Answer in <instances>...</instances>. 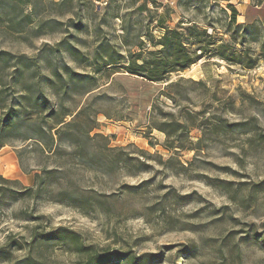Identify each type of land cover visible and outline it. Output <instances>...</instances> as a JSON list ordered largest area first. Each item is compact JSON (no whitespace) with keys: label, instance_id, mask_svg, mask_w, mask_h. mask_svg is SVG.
I'll list each match as a JSON object with an SVG mask.
<instances>
[{"label":"rangeland","instance_id":"obj_1","mask_svg":"<svg viewBox=\"0 0 264 264\" xmlns=\"http://www.w3.org/2000/svg\"><path fill=\"white\" fill-rule=\"evenodd\" d=\"M60 1L0 0V49L36 59L45 75L55 66L86 74L69 81L71 89L63 103L72 109V116L81 112L80 123L90 118V135L102 134L107 145L118 150L106 151L100 162L86 163L77 154L57 160L48 151H35L32 141L16 140L1 147L0 177L9 183L0 179V186L23 190L43 185V189L39 196L12 198L9 192L0 196V247L9 237L25 242L32 230L67 226L98 248L161 253L153 264H264V142L250 140L254 128L264 132V52L260 51L264 27L258 24L259 36L248 41L258 57L249 69L204 56L171 73L166 81L151 83L119 68L109 74L95 72L93 65V49L99 41H109L124 53L127 47L136 50L138 41H147L146 33L158 37L164 26L180 21L225 37L230 1L239 14L237 23L243 24L246 13L256 16L246 6L257 4L264 11V0L54 3ZM25 13L31 23L21 19ZM46 20L62 24L55 31L47 26L37 31L35 26ZM77 21H81L79 29L74 27ZM67 42L88 60L70 55L62 47ZM44 86L58 103L48 84ZM227 98L233 100L234 109L222 104ZM179 109L202 111L197 120H213L215 115L231 122L252 118L257 127L247 126L249 131H236L232 137L207 136L197 151H169L163 145L164 133L152 126L164 113L178 116ZM201 135V129L190 130L193 142ZM104 143L97 138L91 145L103 149ZM61 146L70 150L67 144ZM22 147L25 170L17 155ZM122 152L133 158L127 165L116 162ZM136 158L148 168H138ZM54 161L61 167L43 173ZM39 250L48 264H78L82 259L52 243L41 244ZM26 252V247L14 250L12 256L20 258Z\"/></svg>","mask_w":264,"mask_h":264},{"label":"trees","instance_id":"obj_2","mask_svg":"<svg viewBox=\"0 0 264 264\" xmlns=\"http://www.w3.org/2000/svg\"><path fill=\"white\" fill-rule=\"evenodd\" d=\"M12 1L18 4L31 3V0ZM61 2L62 0L54 3L60 5ZM256 5L246 6L247 11L252 10L256 16L250 17L246 13L245 22L240 24L236 20L237 9L232 3H228L231 13L225 24L223 33L225 37L211 34L207 28L200 27L196 23H188L184 26L180 21L173 27L164 26L158 37L146 33V40L150 44L147 45L145 40L138 41L137 49L131 50L127 47L124 50L125 54L111 42L99 41L93 49L94 71L103 70L109 74V71L119 68L128 76L157 83L166 81L171 73L185 70L204 56L216 57L228 64L239 65L246 69L252 68L256 65L258 57L251 53L248 41L259 36L258 24L264 27L263 8L262 6L256 8ZM21 19L32 22L30 14L27 13ZM52 22L41 21L35 28L39 31L47 26L51 31H55L57 25L62 24L58 20ZM80 23L81 21H77L74 27L79 29ZM62 44L63 41L57 45L61 47ZM62 47L75 59L88 60V56H85L75 45L67 42ZM260 51L264 52V39L261 42ZM75 76L80 79L87 77L86 74H80L67 67L60 71L57 66L50 75H45L40 71L36 59L29 58L25 54H14L9 50L0 49V148L16 140L24 143L32 141L35 151L40 149L48 151L57 160L77 154L80 160L86 163L100 162L105 158L106 151L118 150L109 147L106 142L108 139L102 134L90 135L92 130L90 118L84 117L80 123L78 115L81 112L72 116V109L63 103V99L71 89L69 81ZM45 83L48 84L51 93L57 96L58 103L50 98L44 86ZM227 99L228 101L222 104L226 103L230 110L234 109L233 100ZM201 113L202 111L190 112L184 109H179L178 116L172 112L164 113L162 119L155 122L152 127L164 133L163 145L169 151L180 149L197 151L207 136L232 137L236 131H249L245 129L247 126L257 127L252 118L231 122L223 116L215 115L213 120L211 118L197 120ZM68 116L72 117L67 120ZM195 127L202 130V135L193 142L190 130ZM253 130L251 142H264V132L257 128ZM97 138L105 139L103 149L92 147L91 142L96 141ZM61 144H67L70 150H66ZM25 147L17 151L20 166L24 170L21 158L26 152ZM141 153V155H147L144 151ZM130 160H133L132 156L122 152L116 162L127 165ZM135 160L138 168H148L149 165L145 161L137 158ZM52 163V168H43L42 172L50 174L62 165L58 161ZM35 177L37 179L39 175ZM0 179L9 183L7 179L2 177ZM42 180L41 184L44 181ZM41 189L43 185L23 190L0 186V196L5 192H9L12 198L18 195L39 196L40 192L42 193ZM50 243L64 246L79 254L82 259L78 264H153L162 256L161 253L155 252L135 254L122 250L110 251L107 247L98 248L93 244H86L78 231L67 226H57L48 230H32L29 239L25 242L9 237L5 245L0 247V261L6 264H48L39 246ZM25 247L27 250L25 255L13 258L14 250H22Z\"/></svg>","mask_w":264,"mask_h":264},{"label":"crops","instance_id":"obj_3","mask_svg":"<svg viewBox=\"0 0 264 264\" xmlns=\"http://www.w3.org/2000/svg\"><path fill=\"white\" fill-rule=\"evenodd\" d=\"M170 2H172L171 0H170ZM242 2H245V0H242ZM230 3H232L231 1H230ZM238 3L240 4V0H238ZM233 4V3H232ZM234 5V4H233ZM236 8V7H235ZM238 17H239V14L237 15ZM237 19V18H236Z\"/></svg>","mask_w":264,"mask_h":264}]
</instances>
